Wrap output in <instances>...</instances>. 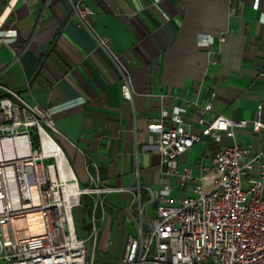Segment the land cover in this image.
Returning <instances> with one entry per match:
<instances>
[{"label": "crops", "instance_id": "1", "mask_svg": "<svg viewBox=\"0 0 264 264\" xmlns=\"http://www.w3.org/2000/svg\"><path fill=\"white\" fill-rule=\"evenodd\" d=\"M85 2L95 14L83 26L71 0H0V86L51 117L79 174L87 175V162L97 165L101 186L114 189L105 195L100 235L125 242L134 230L131 200L138 190L147 200L145 188L157 190L165 169L156 150L144 147L152 119L170 126L172 109L182 107L200 134L198 108L210 99L206 119L252 120L259 103L264 118V0L257 8L254 0ZM97 38L110 40L129 72L130 100L121 95L119 65ZM236 137L254 144L249 130ZM218 148L206 137L180 157L179 168L196 169Z\"/></svg>", "mask_w": 264, "mask_h": 264}, {"label": "built area", "instance_id": "2", "mask_svg": "<svg viewBox=\"0 0 264 264\" xmlns=\"http://www.w3.org/2000/svg\"><path fill=\"white\" fill-rule=\"evenodd\" d=\"M258 4L254 0L253 7ZM71 5L83 26L95 14L85 0H71ZM96 41L119 65L121 95L130 100L129 72L119 63L108 38ZM0 89V264H264L262 103L252 120L223 115L206 119L213 113L210 99L198 108L200 134L192 132L182 107L172 109L170 126L163 118L151 120L144 147L156 150L165 169L157 190L145 188L147 200L140 190L131 200L126 213L134 230L125 238L121 257L110 262L96 255L103 256L97 247L108 218L105 195L114 189L101 186L93 162L85 166L89 186L80 187L56 142L59 132L51 117L18 93ZM240 130H249L254 144L242 143L236 137ZM206 137L219 148L207 152L196 169H180V157L196 144L204 146ZM223 138L228 140L224 145ZM209 175L216 177L206 188ZM173 190L177 192L174 197ZM86 196L90 197L91 231L82 238L76 229L75 210ZM112 246L108 238L106 251ZM109 255L113 257L114 252Z\"/></svg>", "mask_w": 264, "mask_h": 264}, {"label": "rangeland", "instance_id": "3", "mask_svg": "<svg viewBox=\"0 0 264 264\" xmlns=\"http://www.w3.org/2000/svg\"><path fill=\"white\" fill-rule=\"evenodd\" d=\"M227 141L228 140L226 138H223L222 144L223 145L226 144ZM56 142L60 146V148L62 149V151L64 153V156L66 157V159L68 160L69 164L71 165V169L74 172V176H75L79 186L80 187H88L89 186V181H88L87 175L85 176V175L79 174V172L76 170L75 166H73L72 163H70V161L68 159V156H66V152H65L64 148L62 147V144H60L58 139L56 140ZM214 177H216V175L207 176L206 182H205V187L206 188H210L211 187L212 180H213ZM243 185H244L243 187H246L245 183ZM176 194H177L176 190H173L172 197L176 196ZM89 201H90V197L86 196L84 198L83 205L80 208L75 210L76 229L78 230L79 236L82 237V238H87L89 233H90V231H91V224H90L91 204H90ZM96 216L97 217L99 216V210L96 211ZM111 239L113 241V246L108 251H106L105 245H106L107 238L105 236L100 235L97 248H98V251L103 254V256H101L100 254H97L96 258L98 260H106V261H110L111 262L113 260L117 261L118 258L121 257L122 250H123V247H124V239L120 241L116 236H112ZM90 249H91V241H88L86 243V250L88 252H90ZM105 251L109 252V253L114 252V256L111 257L109 255V253L105 254Z\"/></svg>", "mask_w": 264, "mask_h": 264}, {"label": "trees", "instance_id": "4", "mask_svg": "<svg viewBox=\"0 0 264 264\" xmlns=\"http://www.w3.org/2000/svg\"><path fill=\"white\" fill-rule=\"evenodd\" d=\"M141 197H142V199L144 200V199L146 198V194H144V193L142 194V193H141Z\"/></svg>", "mask_w": 264, "mask_h": 264}]
</instances>
